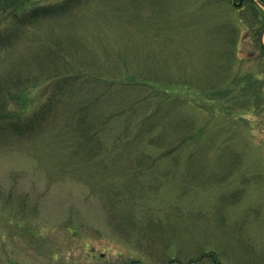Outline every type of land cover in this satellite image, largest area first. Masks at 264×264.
<instances>
[{"label": "rangeland", "instance_id": "obj_1", "mask_svg": "<svg viewBox=\"0 0 264 264\" xmlns=\"http://www.w3.org/2000/svg\"><path fill=\"white\" fill-rule=\"evenodd\" d=\"M240 1L91 0L82 7L79 37L95 55L92 66L173 84L177 91L165 94L179 101L160 106L153 122L189 138L149 145L160 131L153 129L130 145V157L143 159L128 160L117 145L136 127L113 120L103 128L102 161H69L73 144L63 125L0 147V264H264V105L236 103L247 86L241 77L264 81L253 36L264 9L256 4L260 19L250 25ZM185 81L194 85L190 95ZM158 82L151 86L162 92ZM126 97L111 92L119 104ZM173 146L178 158H162ZM202 149L204 158L189 160ZM129 207L137 226L128 224ZM205 251L214 255L189 262Z\"/></svg>", "mask_w": 264, "mask_h": 264}, {"label": "trees", "instance_id": "obj_2", "mask_svg": "<svg viewBox=\"0 0 264 264\" xmlns=\"http://www.w3.org/2000/svg\"><path fill=\"white\" fill-rule=\"evenodd\" d=\"M89 1L91 0H0V57L3 64L0 70L1 148H6L15 141L29 140L48 127L63 125L70 129L69 133H65L69 135L68 141L73 144V147L69 148L71 152H65L69 161L76 158L102 161L106 151L102 140L103 128L113 120H123L131 122L128 127H136V132L127 137V142L117 145L119 151L124 154L127 150L129 158L126 155L125 157L128 160L143 159L142 154L130 157L133 151L130 145L151 134L153 129L160 130L158 122H153V117L160 106L170 101L165 93H170L171 89L177 91V88H171L170 85L173 84L168 82H158L159 80L148 79L144 75H131L127 68L117 71L96 70L92 66L97 63L95 55L86 51L89 46L87 39L79 37L80 28L86 24V13L82 7ZM260 1L264 4V0ZM241 7L250 10V25L255 19H260V12L257 13L254 1L246 0ZM47 22L50 24L43 28ZM262 22L253 36L261 50L260 60L264 61V47L260 44L263 18ZM225 27L227 33L236 36L237 32L235 34V29H232L228 22ZM70 41L76 46L74 49L66 44ZM75 56L82 57L80 62L74 61ZM245 78L247 86L242 92L243 97L236 103L244 107L252 104L253 99L258 107H263V79L253 73L240 79ZM157 82L160 83L163 93L151 86ZM187 86L192 89L191 93L187 91ZM193 86L191 82H183L185 93L188 95L193 93ZM135 88H150L154 91V98L162 97L157 101L147 98L146 95L140 97ZM113 89L128 95L122 100L123 104L111 98ZM228 94L229 91H226L222 96ZM177 101L179 100L171 99L170 102L176 104ZM183 120V130H188L190 124L187 119ZM170 132L172 134L158 131L147 139L150 141L148 144L161 147L178 135L180 143L189 138L180 131ZM178 147L168 148L166 153H161V157L177 159L178 154L175 151ZM205 154V149L191 153L189 160L196 156L204 158ZM11 197L12 194L9 199ZM127 212V217L132 219L127 220L128 224L137 226V223H134L135 213L132 208L129 207ZM127 212L123 213L119 221L116 220L118 225L125 223L126 219L123 217ZM212 255L214 253L211 251L201 252L191 257L189 262H200Z\"/></svg>", "mask_w": 264, "mask_h": 264}, {"label": "flooded vegetation", "instance_id": "obj_3", "mask_svg": "<svg viewBox=\"0 0 264 264\" xmlns=\"http://www.w3.org/2000/svg\"><path fill=\"white\" fill-rule=\"evenodd\" d=\"M244 1L246 2V0H241V1H240V2H241L240 4H243ZM234 4H235V5H238V3L235 2V0H234ZM263 29H264V26L262 27V30H261L262 32H263ZM262 32H261V34H262ZM261 34H260V35H261ZM260 44H261V46H263V45H262V44H263V41L261 42V38H260Z\"/></svg>", "mask_w": 264, "mask_h": 264}]
</instances>
